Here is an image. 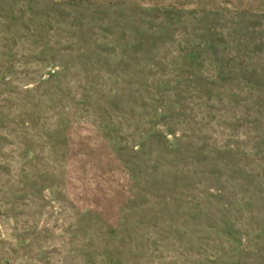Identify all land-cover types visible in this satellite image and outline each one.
I'll return each instance as SVG.
<instances>
[{"label":"rangeland","instance_id":"rangeland-1","mask_svg":"<svg viewBox=\"0 0 264 264\" xmlns=\"http://www.w3.org/2000/svg\"><path fill=\"white\" fill-rule=\"evenodd\" d=\"M0 264H264V0H0Z\"/></svg>","mask_w":264,"mask_h":264}]
</instances>
